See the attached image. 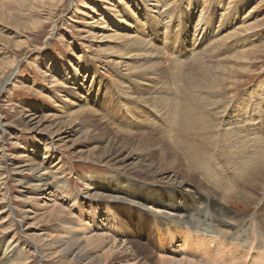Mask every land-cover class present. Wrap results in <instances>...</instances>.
Masks as SVG:
<instances>
[{
    "label": "rangeland",
    "instance_id": "1",
    "mask_svg": "<svg viewBox=\"0 0 264 264\" xmlns=\"http://www.w3.org/2000/svg\"><path fill=\"white\" fill-rule=\"evenodd\" d=\"M154 4L158 6L154 9L156 11L149 15L145 13L142 5L150 9L155 7ZM164 4L165 7L162 6ZM164 11L173 12L174 15L180 12L178 19L186 23L187 41L183 43L185 50L178 55L176 51H170V58L173 55L171 59H176V63L181 61L180 63L184 64L202 54L201 57L209 60L212 71L220 73L224 68L231 72V76H234L231 80L237 82V86L233 96L226 97L225 102L230 106H227V111L231 110V101L240 99L241 95L247 94L250 98L255 97L256 88L264 83V0H0V88H2V82L16 69L8 84L0 90V126H5L3 127L4 132L0 130V156H3L0 157V190L3 192L5 189L4 192L9 200L4 204L0 202V208L9 205L6 210H11L15 205L18 210H23L25 207L24 199L28 196V189L25 186L31 184L36 174L31 171H26L21 176L14 174L17 170L13 167L25 163L21 158L22 155L27 159L30 158L32 161L31 165L28 164L30 167H35L39 163L52 167L60 159L58 170L54 173L64 180L68 191L67 196H78L77 207L69 208L73 217H70V211L66 210L60 221L77 224L81 220L89 227H92V218L87 215V212L83 213L89 207L87 206L88 200L83 197L86 193L92 192L89 182L112 178L117 183L116 174L124 173L117 172L113 161L105 158L107 151L115 156L119 155L120 159L132 156L127 161V166L135 172L125 173V176L131 178L135 185L142 186V182H146L143 180L147 178L152 181L149 177L146 178L136 172L146 166L153 169L159 168L167 175L173 173L174 170L170 167L162 166L163 162L159 155L165 147L153 143L155 137L151 138L150 129H155L160 133L166 132L164 125H160L164 123L149 125L144 123L140 126L135 123V119L138 122L143 120L142 111L129 109V113L135 117L132 120L131 115L125 113L129 119L124 118L117 110L132 104L138 106L144 100L152 104L151 101L160 96L166 76L165 74H160V76L157 73L154 74V71L148 67L151 65L150 61L165 65L162 58L160 55L158 57L152 54L153 57L149 61L146 55H139L135 51L128 50L129 40L124 39L121 44L103 37L111 34L109 29H116L123 35L136 33V37L141 40V46L145 47L146 43L152 39L147 29L148 25L145 24V17L154 22L161 21L162 17H165ZM161 12H163L162 17L159 16ZM210 16L212 20L205 27L209 36L207 35V39H204L205 31L199 28L197 21ZM166 23V20H163L158 30L159 39L163 35L164 38L170 37V34L172 38L175 34L172 30L163 31L165 27L163 24L166 25ZM194 42L196 44L192 47ZM155 43L163 49L164 47L169 48L171 42L165 43L163 39ZM162 51L164 55V49ZM118 62H123L121 67ZM247 69L248 72H246ZM190 70L184 72L190 73ZM52 73L62 78L63 88L50 87L48 80ZM75 75L80 76L75 78ZM227 87L228 85L225 86ZM167 92L169 94V89ZM34 113L38 117L36 120L38 127L29 122L31 119L29 115ZM138 116L140 117L137 119ZM66 118L80 124L81 130H86L84 136L79 138V133L73 137L64 136L63 141L65 139L71 141L65 143L64 147L58 143L53 145L54 154L50 157V154H45V143L49 142L47 140L50 136L49 130ZM259 119L261 122L257 129L261 135L264 133V115H260ZM250 123L237 122L239 130H242L241 126L252 129L257 124V120L253 121L252 125ZM178 128L173 129L172 138L169 141L173 139L174 141H171L173 143L170 142V144L178 147L182 165H184L183 161L188 158V155L185 157L188 151L187 153L192 152V156L195 155L199 163H211L216 167L218 162L215 160L216 147L214 148L213 143L217 138H210L212 139L209 140L212 143L210 144L209 141L207 142L208 132H187L190 134L188 135L182 128L179 126ZM106 142L113 147L110 149L105 147ZM206 143L211 147L206 146ZM224 143L225 146H229L228 142ZM179 148H182V151ZM211 159H214V162ZM180 167L181 164L176 170ZM254 167L253 164L248 163L247 170L255 174L254 178H259L254 184L255 190H249V196L243 194L248 191L241 192L248 185L246 183L250 176L252 177L250 172L242 174L243 180L229 178L230 171L226 173L228 175L226 181H229L232 186L229 187L228 193L233 195L231 190L235 188L237 191L234 189L233 192L242 194L241 196L238 194L240 198L229 201V198H223L219 202L218 196L215 198L213 195L215 203H212L210 200L212 193L207 192L210 196L207 201L208 205L204 203L198 218L195 216V220L200 221L198 231L202 233L196 234L197 238H200L197 241L193 240L195 235L191 228H187L185 232V241L171 245L169 240L164 238V231L158 228L155 218L162 216V218L169 219L164 214H158L159 211L167 209L145 205L140 210L132 205H112L110 210H103L100 206L102 212L99 213L97 222L108 214L113 216L120 230L114 233L104 230V233L109 237H111L110 234H118L115 236L117 242L120 241L121 244L124 241L121 247L127 250V254L123 253V250L119 251L118 258L104 257L101 264H175L178 261L194 262V264H264L262 245H256V241H251L248 246L238 247L235 240L236 236H246L251 239L264 238V173L262 176L258 172L257 174L253 170ZM210 171L209 169L207 174L210 173V175L207 177L206 174H199V176H205V184L209 183V186L210 183H214V181L211 182L212 171ZM231 181L234 185L236 182V186ZM95 188L97 193H108L104 185ZM52 191V189L49 190L50 193ZM59 191L56 194L63 199L66 194L62 190ZM244 195L250 198H245ZM15 196H18L17 201H14ZM51 196L53 195L49 194L48 199H51ZM63 205L69 206V203H63ZM27 206L30 208L31 205L27 204ZM4 210L5 208L0 210L1 216L6 215ZM79 210L81 213L78 212ZM192 210L196 214V209ZM43 211L32 205L28 213L29 218L22 219L21 229L29 227L30 230L26 238L19 232V237L23 242L30 240L35 243L37 239L32 233L38 234L42 229L44 234L51 233L55 228L63 229L55 217H51L48 221L40 217L30 219L34 212L40 214ZM220 215L224 217V220ZM13 216L18 225L17 221L21 216L15 210ZM224 223H229L231 226L227 227ZM203 227L211 231L207 237L201 231ZM99 231L95 232L100 233ZM11 235L7 234L2 239L1 249L4 248ZM21 247H23L22 244L17 250L26 254L25 258L29 259V264H51L41 262L29 248L21 250ZM93 251L97 254L96 249Z\"/></svg>",
    "mask_w": 264,
    "mask_h": 264
},
{
    "label": "bare ground",
    "instance_id": "2",
    "mask_svg": "<svg viewBox=\"0 0 264 264\" xmlns=\"http://www.w3.org/2000/svg\"><path fill=\"white\" fill-rule=\"evenodd\" d=\"M142 6L144 8L145 13H148V15L149 13H154L156 11L154 9H157L156 7H158L156 4L153 5L155 7H151L150 9L145 8V5ZM162 6L165 7V4ZM166 8L169 9V7ZM200 12L202 13V10ZM162 13L163 12H161V15L159 14V16L162 17V15L164 14L165 17H162L161 21L157 20L154 22L149 20L148 17H145L146 20L145 24L148 25L147 29H149L151 34L150 36H152V39L146 43L145 47L141 46L142 45V43L140 42L141 40L136 37L135 35L136 33H128L123 35L116 29H109L111 30V34H107L104 36L103 34L101 35L106 39H110L112 41H118L121 44H123L124 39L129 40L127 44L128 50L130 52L135 51V53H138L139 55H146L149 61L150 59H152L154 54L157 56L160 55V57L162 58L165 65H163L162 63L157 64L156 61L153 63L150 61L151 65L148 67L151 68L152 71H154V74L157 73V75L159 76L160 74H165L166 76L164 77L166 80L165 82H163L164 87L162 93H160L159 97L154 98L151 101L153 105L148 104L147 100H144L141 101L138 104V106L132 104L129 107H123L117 110L121 112V116H123L124 118H127L125 116V113L131 115L128 111L129 109H133L139 112L142 111L141 116L143 117V120H140L138 122L135 119V123L140 126L144 123L148 125L158 122L164 123L160 125H164L163 128H165L166 132L160 133L155 129H150L152 134L151 138L155 137L153 143H157L165 147V150H162L161 154L159 155L161 162H163L162 166L170 167L171 169L174 170L173 173L171 175H167L166 173L162 172V170L159 168L153 169L147 166L145 168H140L136 172L146 178L149 177L150 179H152V181H150L148 178L144 179L143 181L146 182H142V186H138L133 183V180L131 178L125 176V173L129 174L135 172L132 171L127 166V161L132 156L127 158L123 157L120 159L119 155L115 156L111 154L110 151H107L105 153L106 155L105 158H108L109 161H113V165L115 166V170H117V172H124V173L116 174L115 177L118 180L117 183L112 178L111 180L89 182L92 185L89 186L92 192L86 193L83 197L84 199L88 200L87 206H89L88 207L89 209L87 208L86 210H84L83 213L85 214V212H87L88 213L87 215H89L90 218H92L91 220L93 221L92 227H89L87 224H85V222L83 223L81 220L77 224L60 221L63 218L62 214L66 210L70 211L69 215L70 217H73V214L69 208L77 207V202H78L77 195L67 196L68 191L66 190V185L64 183V180H62L61 177H58L54 173L58 170L57 167L60 159H58L57 162L54 163L52 167L45 166L44 165L45 163L44 164L39 163L35 167H30L31 165L30 163L32 161L30 160V158L27 159L26 156L22 155L21 158L25 163L13 167V169L17 170L15 171L14 174L21 176L22 174H25L26 171H31L36 175L34 179H32L31 184L29 183L30 185L28 186L24 185L25 188L28 189V196L24 199L25 207H23V210H18L15 207V205L12 206L11 210L9 209L6 210L7 208H9V205H4L2 207L5 208L4 211L6 215L5 216L0 215V264H29L30 263L29 259L25 258L26 254L25 253L23 254L21 251L17 250L20 244L23 245V247H21V250L22 249L24 250L25 248H29L34 254L37 255V258H39L41 262L51 263V264H101L104 257L118 258L117 255L118 253H120L119 251L123 250L122 252L127 254L126 252L127 250H124V247H121V245L125 242L122 241V243L120 244L119 243L120 241L117 242L115 238V236H118V234L117 235L110 234L111 237H109L108 235H105L106 233H104V230L109 231L111 233L120 230L118 227L119 226L118 222L113 218V216L108 214L102 220L97 222V220H99V213L102 212L100 206H102L103 210L104 209L110 210V206L112 205H117V206L132 205L138 207L140 210L143 209L145 205H149L155 208L167 209L165 211L163 210L159 211L158 214L160 215L164 214L168 216L169 219L162 218V216H160L161 218L159 217L155 218L158 228L161 231H164L165 234L164 238L168 239L171 245L185 241L186 240L184 237L185 232L187 228H191L193 234L195 235L193 237V240L197 241L200 238L198 239L197 238L198 236H196V234L197 233L202 234V233L198 231L200 221L198 219L195 220V216L196 218H198V215L202 211L201 208L204 203H207L208 205L207 201L209 200L208 197L210 196L207 195V192L212 193L210 199L212 203H215L214 202L215 199L213 195L215 196V198H217L216 196H218L219 202L220 200H223V198L224 199L229 198L228 199L229 201L231 199L240 198V196L242 195L239 193L234 194L233 190L235 188L231 190L233 195L231 193H228V191H230L229 187H232L229 181H226L228 176L226 175V173L228 171H230L231 173V176H229V178L230 177L240 178L242 180H243L242 174L244 172L246 173L250 172L249 174H251L253 178L250 176L248 183H246L248 185L241 193L248 191L243 194H248L249 196V190L250 191L255 190L254 184H256V180H258L259 178L258 177L254 178L255 174L247 170V168H248V163H251L257 168L256 169L254 167L253 169L254 172L260 173L261 176L262 173H264V151H263L264 133L259 135L257 129L260 126L259 122H261V119L258 120V117L260 115H264V83L258 85L257 87L258 89L256 88V92L254 91L255 97L253 96L252 98H250L249 95L247 94L241 95L240 99L231 101L230 104L232 105L231 110L227 111V106L229 105L228 103L225 102L227 101L226 97L228 95L233 96L234 92H236L237 82L231 80L234 76H231V72H228L224 68L220 73H216V71L215 72L212 71L208 62L209 60L207 61L206 58L201 57L202 54H200L198 57L196 56L190 62L188 61L187 63H184L185 62L184 61L183 62L184 64H181L180 63L181 61L176 63L175 62L176 59L175 60L171 59L173 55L170 58L171 56V54L169 53L170 51L173 52L176 51V55H178V53H181L183 50H185L184 49L185 45L183 43H186L187 41V33H185L186 23L183 22L182 19L181 20L178 19V14L180 12L176 13V15H174L173 12L166 13V11H164V13L163 14ZM163 20L164 21L166 20L167 22L166 25L163 24L165 26L163 31L165 32L167 30L174 31L175 34L172 36V38H171V34L170 37L164 38L163 35L161 39L158 38L159 35L158 30L162 26ZM211 20L212 18L210 16L208 18L203 17L200 21H197L198 26L199 25L201 26V27L199 26V28H201L202 31H205L204 39H207V37L209 36L207 30H205V27L208 25V23ZM196 31L198 32V30H195V32ZM98 37H100V35ZM163 39L165 40V43L168 41L171 42L169 48L166 47L163 48L165 54L169 55L166 56L167 58L164 56L165 54L163 55L162 53L163 49L159 48V45L157 46L155 43L157 40L161 42V40L163 41ZM194 44H196V42L193 43L192 47H194ZM108 51L110 52V50ZM122 63L123 62H118L119 66L120 65L122 66ZM186 70H190V73H187L188 71L185 73L184 71ZM180 71L182 73H180ZM248 71L249 70L247 69L246 72ZM15 72L16 69L12 71V75H9V77H7L2 82L1 85L2 88L5 86V84H8L10 78L13 77ZM54 73L57 74L56 72ZM59 76H55L53 75V73L50 75L49 77L50 79L48 80L49 81L48 83L50 84L51 88L53 86L63 88V84L61 82L62 78ZM77 76L80 75H75V78H77ZM85 76L86 74L83 76V78ZM167 81H169V83H166ZM226 85H228L227 88H225ZM2 88H0V90ZM168 89H169V94L167 92ZM97 93L98 92H96V94ZM30 116L31 119L29 120V122L31 123V125H37L38 127L39 126L37 124L38 121H36L38 117L36 116V114L34 113L29 115V117ZM139 117L140 116H138L137 119ZM130 118L133 120V118L135 117L131 115ZM256 120H257V124L252 129H249L246 126H241L242 130H239L238 128L239 125L237 124V122H244L245 124V122L250 123L251 121L253 122ZM33 121H35V123L32 124ZM126 123L129 124V122ZM178 126L182 128L183 131H185L186 133L187 132L197 133L198 131H204L205 133L208 132L209 139L208 140L206 139L207 142L209 140H212L210 138L213 139L217 138L216 142L213 143L214 148L216 147L214 151L216 157L215 160H217L218 162L216 167L213 166L209 161L208 162L210 164L199 163L198 160H196V157H194L195 155L192 156L191 154L192 152L187 153L188 151H186V155L183 154V156L185 155L186 157L188 155L189 160H187L188 158L185 159L183 161L184 165H182L178 147L174 146L173 144L172 146L170 144V142L173 139L169 141V139L172 138L171 136H172V132L174 131L173 129L178 128ZM3 127L5 126L3 125L0 126L1 128L0 130L2 132H4L5 130L3 129ZM85 131L86 130H81L80 124L76 123V121L73 122L66 118L58 122L54 127H52L49 130L50 136L49 139H47L49 140V142L46 141L45 143V154L48 153L50 154V157H52V155L54 154L52 151L53 145L58 143L60 146L64 147L65 143H69L71 141L66 139L65 141H63V139L65 138L64 136L73 137L75 134L79 133L78 137L82 138L84 136ZM184 139H186V137ZM242 140L244 141V143ZM210 142L211 141H209V143ZM224 142H228L229 146H225L226 144ZM198 143L200 144V141ZM104 144L105 147H108V149L113 147L111 144H108L107 142ZM192 144L193 146H195L194 143ZM205 145L207 146L208 144L206 143ZM208 147L211 146L208 145ZM181 149L179 148L180 151H182ZM211 154L212 152L210 153V155ZM0 157L2 158L3 156L1 155ZM211 161L214 162V159H211ZM180 164L181 167L176 170V168ZM209 169L212 171V172L210 171L212 175L211 182L214 181V183L213 182L210 183L211 185L213 184L212 186L208 185L209 181L207 182L208 183L207 185L205 184L206 182L205 176L207 177V175L208 176L210 175V173L207 174L209 172ZM239 173L240 175H238ZM199 174L201 175L206 174V175L202 177L199 176ZM178 178L180 179L178 180ZM53 183H55V185ZM234 183L235 185L233 183L232 184L236 186V182ZM100 185H104L105 188L108 190V193L100 194L95 192L96 190L95 187H98ZM50 189L53 190L52 193L49 192ZM4 190L5 189H3V192L2 190H0L1 193L0 202L3 204L9 201L7 194L4 192ZM58 190H60L59 192H61L62 190L66 194L63 199L56 194ZM222 190H226V191H222ZM49 194L53 195L51 196V199L50 198L48 199ZM243 197H245V195ZM255 198L256 197H254V199ZM43 199H47V200H43ZM15 200L16 201L18 200V196L14 197V201ZM222 202L224 203V201ZM63 203L66 204L69 203V206H64ZM27 204H30L31 206L33 205L35 208L39 210L42 209L44 210L40 214H36V212H34L33 217H30V219L32 218L36 219L37 217H40V219L48 221L51 217L52 218L55 217L59 223V226L62 227L63 229L55 228L51 233H47V234L46 233L44 234L42 229L38 234L36 232L32 233V235L37 239L35 243L31 242L30 240H28L30 243L23 242L19 237V232L21 233L22 236L26 238L27 233L30 231L29 227L22 230L20 226L23 218L24 219L29 218L28 213L30 212L31 206L30 208H28ZM190 207L196 209V214L193 212L192 210L193 208ZM2 208H0V210ZM14 210L15 212L17 211L18 215L21 216L19 221H17L18 225L16 224V220L14 219L15 217L13 216ZM224 210L223 212H225ZM78 212L81 213V210H79ZM225 217L227 216L225 215ZM223 218L224 217L222 216L221 219ZM229 223H224V224H227L228 227L231 226ZM68 227H72L73 229H70ZM94 227H96V229H93ZM96 230L97 231L100 230L99 231L100 233L95 232ZM201 231L203 232V235L205 237H207L208 234L211 233L210 230L204 227L201 229ZM7 234H12V235L10 239L7 241L4 248L1 249L2 239ZM235 240H236V245L238 247L248 246L251 241H256V245H262V248L264 250V238L251 239L250 237H246V236L243 237L236 236ZM94 249L97 250L96 251L97 254H95V252L93 251ZM170 261L172 260L170 259ZM191 263L194 264V262ZM191 263L185 261H178L175 264H191Z\"/></svg>",
    "mask_w": 264,
    "mask_h": 264
}]
</instances>
